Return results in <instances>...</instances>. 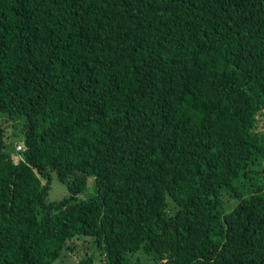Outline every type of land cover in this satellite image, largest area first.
<instances>
[{
    "label": "trees",
    "instance_id": "obj_1",
    "mask_svg": "<svg viewBox=\"0 0 264 264\" xmlns=\"http://www.w3.org/2000/svg\"><path fill=\"white\" fill-rule=\"evenodd\" d=\"M0 116V264H264V0H0Z\"/></svg>",
    "mask_w": 264,
    "mask_h": 264
},
{
    "label": "rangeland",
    "instance_id": "obj_2",
    "mask_svg": "<svg viewBox=\"0 0 264 264\" xmlns=\"http://www.w3.org/2000/svg\"><path fill=\"white\" fill-rule=\"evenodd\" d=\"M4 116H0V127L3 131V142L5 144V151L8 152L11 157H16L17 159H20L21 152H17L16 146H21L24 149V137L23 134L20 132V120L16 121H9ZM5 120L7 122H5ZM94 194V186L92 185V181H89V187L88 190L81 194L79 196V199H85L87 197H90ZM69 197V192L65 185L60 183L57 180L56 174H51V182H50V188L46 197V201L48 202H54L61 200L63 198ZM223 201L226 206L232 204L231 200H228L227 198H223ZM72 242H74V248L72 251H68L65 254H62L59 258V261H56L53 264H79V260L82 259V257L85 256H92L93 254H96L97 249L96 247L91 243V239L84 236H78L72 239ZM126 261L130 262L131 264H155L156 260L146 256L142 250H139L136 253H127L126 254ZM94 264H101V261L95 257L94 258Z\"/></svg>",
    "mask_w": 264,
    "mask_h": 264
},
{
    "label": "built area",
    "instance_id": "obj_3",
    "mask_svg": "<svg viewBox=\"0 0 264 264\" xmlns=\"http://www.w3.org/2000/svg\"><path fill=\"white\" fill-rule=\"evenodd\" d=\"M17 152H21L23 150V148L21 146H16V149H15ZM12 160L14 163H17L19 161V159H17L16 157H12Z\"/></svg>",
    "mask_w": 264,
    "mask_h": 264
}]
</instances>
